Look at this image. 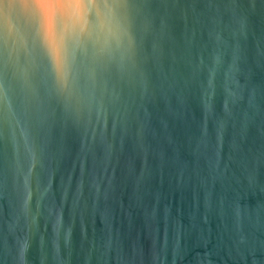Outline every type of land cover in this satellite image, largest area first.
<instances>
[{"label": "water", "instance_id": "water-1", "mask_svg": "<svg viewBox=\"0 0 264 264\" xmlns=\"http://www.w3.org/2000/svg\"><path fill=\"white\" fill-rule=\"evenodd\" d=\"M0 264H264V0H0Z\"/></svg>", "mask_w": 264, "mask_h": 264}]
</instances>
